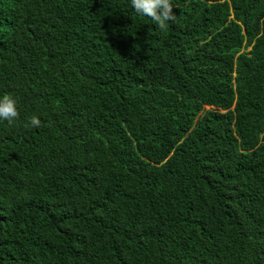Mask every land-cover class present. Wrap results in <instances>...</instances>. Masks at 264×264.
Listing matches in <instances>:
<instances>
[{"label":"trees","instance_id":"1","mask_svg":"<svg viewBox=\"0 0 264 264\" xmlns=\"http://www.w3.org/2000/svg\"><path fill=\"white\" fill-rule=\"evenodd\" d=\"M171 3L0 0V264H264V0Z\"/></svg>","mask_w":264,"mask_h":264},{"label":"clouds","instance_id":"2","mask_svg":"<svg viewBox=\"0 0 264 264\" xmlns=\"http://www.w3.org/2000/svg\"><path fill=\"white\" fill-rule=\"evenodd\" d=\"M136 13L150 18L161 32H166L169 22L175 20L171 0H131ZM19 116L17 102L11 95L0 97V121L11 124ZM26 128H39L41 120L33 115L24 125Z\"/></svg>","mask_w":264,"mask_h":264}]
</instances>
